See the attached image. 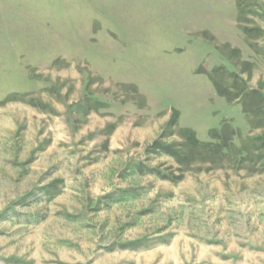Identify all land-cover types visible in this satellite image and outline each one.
Instances as JSON below:
<instances>
[{
	"label": "rangeland",
	"instance_id": "obj_1",
	"mask_svg": "<svg viewBox=\"0 0 264 264\" xmlns=\"http://www.w3.org/2000/svg\"><path fill=\"white\" fill-rule=\"evenodd\" d=\"M211 77L264 94V0H0V264H264V124Z\"/></svg>",
	"mask_w": 264,
	"mask_h": 264
},
{
	"label": "trees",
	"instance_id": "obj_2",
	"mask_svg": "<svg viewBox=\"0 0 264 264\" xmlns=\"http://www.w3.org/2000/svg\"><path fill=\"white\" fill-rule=\"evenodd\" d=\"M212 80L215 82V86L217 87V91L219 94L226 95L228 93V98L234 97L236 100H230L228 101L229 105H238L240 106L241 112H243L244 115L255 117L256 121L259 123L264 124V94L259 89H247L243 91H236L233 92L232 90L223 88L222 84L215 80V78L211 77ZM237 103V104H234ZM241 104V105H240ZM179 112L176 110L173 112L170 120L169 125H176L179 121ZM189 128L183 129L184 135H186V141L190 145L198 144L199 140L196 136V134L190 132ZM213 138L217 139L216 142L211 145V149L215 152H218L220 150H224L225 148H228L230 145L234 144V138H241L240 132L235 130L234 127L226 124V122L220 127L219 130H211ZM228 135H231L233 138L229 137ZM248 140L253 144L257 145V147L260 150V154L263 155L262 160L264 159V133L249 137ZM248 141V142H249ZM167 149L173 152L174 156H177L179 153V150H176L175 147L172 146H166ZM247 148V147H246ZM168 151V150H167ZM169 152V151H168ZM186 158L187 156L185 154H181V157Z\"/></svg>",
	"mask_w": 264,
	"mask_h": 264
}]
</instances>
